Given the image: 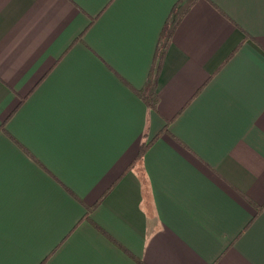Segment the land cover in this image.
<instances>
[{
  "label": "crops",
  "instance_id": "0c3cea01",
  "mask_svg": "<svg viewBox=\"0 0 264 264\" xmlns=\"http://www.w3.org/2000/svg\"><path fill=\"white\" fill-rule=\"evenodd\" d=\"M0 165V264H264V0H0Z\"/></svg>",
  "mask_w": 264,
  "mask_h": 264
},
{
  "label": "trees",
  "instance_id": "16d2710c",
  "mask_svg": "<svg viewBox=\"0 0 264 264\" xmlns=\"http://www.w3.org/2000/svg\"><path fill=\"white\" fill-rule=\"evenodd\" d=\"M147 104L149 105L150 108H155L156 107V97L155 96H150L147 98ZM144 152V149H141L139 152V156L142 155Z\"/></svg>",
  "mask_w": 264,
  "mask_h": 264
},
{
  "label": "snow or ice",
  "instance_id": "6c2138e0",
  "mask_svg": "<svg viewBox=\"0 0 264 264\" xmlns=\"http://www.w3.org/2000/svg\"><path fill=\"white\" fill-rule=\"evenodd\" d=\"M143 2H150V0H143ZM3 183V171H2V165H0V188H2Z\"/></svg>",
  "mask_w": 264,
  "mask_h": 264
}]
</instances>
